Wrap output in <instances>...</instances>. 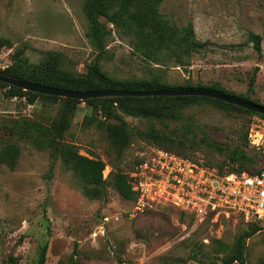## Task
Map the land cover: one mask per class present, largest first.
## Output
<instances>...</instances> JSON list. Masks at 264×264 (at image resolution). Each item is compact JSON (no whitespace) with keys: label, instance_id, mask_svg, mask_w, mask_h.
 <instances>
[{"label":"rangeland","instance_id":"1","mask_svg":"<svg viewBox=\"0 0 264 264\" xmlns=\"http://www.w3.org/2000/svg\"><path fill=\"white\" fill-rule=\"evenodd\" d=\"M85 2L0 0V70L18 58L41 62L55 51L77 75L87 74L97 52L88 35ZM159 11L179 27L193 22L196 38L208 40V47L185 54L184 65L167 55L162 64L153 63L134 49L132 35L101 17L113 30L101 60L103 70L116 78L156 73L171 85L215 83L247 94L259 66L252 97L264 104V0H162ZM250 31L262 35V55L249 41ZM175 96L129 101L151 110L147 116L127 114L117 104L129 137L120 150L118 134L109 131L117 119L102 112L99 100L68 105L61 98L40 97L29 103L0 83V145L15 140L22 148L15 168L0 166V264H37L46 243V264H223L253 221L234 214L195 221L179 207L161 203L139 211L136 200L124 198L110 183L105 197H90L61 157L51 172V150L18 138L10 127L21 118L51 125L67 108L70 124L62 141L83 155L103 159L108 181L118 170L130 176L143 154L158 147L225 168L231 161L211 151L208 141H218L226 151L241 145L252 154L242 138L249 113ZM157 133L165 137L157 141L151 136ZM259 224L261 230L245 240V264H264V222ZM137 239L144 240L145 255L127 250Z\"/></svg>","mask_w":264,"mask_h":264},{"label":"trees","instance_id":"2","mask_svg":"<svg viewBox=\"0 0 264 264\" xmlns=\"http://www.w3.org/2000/svg\"><path fill=\"white\" fill-rule=\"evenodd\" d=\"M162 0H86L85 9L89 20L90 28L88 35L96 49L97 55L95 60L87 66V74L79 76L75 71L67 66L60 53L49 51L45 58L38 63L31 62L28 58H18L8 67L2 69L7 74L26 79L32 82H39L48 86L67 88L71 90H91V89H138L153 90L165 88H201L215 92L226 93L243 100L260 103L259 100L252 97L255 92V83L259 66H256L250 77L247 94H236L219 84H202L196 85L187 83L181 85H171L164 81L160 74L152 73L149 77L142 78H116L111 76L107 71L102 69L101 60L107 52V41L111 37L113 30L101 20L105 17L109 23L114 24L118 30H125L135 38L134 49L139 52L148 61L162 64L165 55L173 58L180 65L185 63V54L193 53L206 49L209 41H200L196 38L193 22H189L184 27H179L164 18L159 11ZM249 41L259 55L263 54L262 35L250 31L248 32ZM20 55V54H19ZM2 85L10 88L11 95L26 96L29 103H33L40 97L61 98L70 105L75 102L85 101L94 103L99 100L100 108L104 114L117 119V123L109 130L117 133L119 138V147L122 150L129 142L128 128L126 121L117 111V104L125 113L141 116L150 115L152 112L146 108H137L129 104L133 99L162 98L168 96H116L106 98H87L85 100L63 98L54 95L24 90L15 85H9L0 82ZM183 98L186 101L207 100L222 108L236 107L251 115L254 110L245 109L239 105L232 104L211 96L188 95L175 96ZM262 104V103H261ZM264 116V114L259 113ZM249 116V118H250ZM68 109L66 108L59 118L51 125L43 124L30 118H21L14 121L11 125L18 138L30 142L38 148L49 149L52 152V163L50 171H53L55 161L58 157L64 162V165L72 170L84 183L86 195L93 198H103L108 191L109 183L115 187L119 193L126 199L136 200L137 193L133 190L130 183V176L120 170L112 173L111 180L108 181L103 177V171L106 162L99 157H90L79 152L78 148L71 143L63 142L64 132L69 127ZM249 124V122H248ZM247 130L243 133L242 138L244 145L247 144ZM155 140L165 137L163 134H151ZM170 139V138H169ZM185 145L183 141H180ZM211 151L224 154L231 161V165L225 168L218 166L220 172L233 170L248 169L253 171L252 167L258 155L237 146L231 151H226L221 143L215 140L206 143ZM168 149V148H166ZM22 148L15 140H8L0 145V166L8 165L15 168L21 157ZM184 156V155H183ZM186 157V156H185ZM140 160L138 161V163ZM261 221H253L250 226L242 232L237 241L234 252L225 258L223 264H233L238 260L240 264H245V240L261 230ZM48 243L41 251L37 264H46L47 262ZM194 257H197L194 255ZM7 264H11L9 261Z\"/></svg>","mask_w":264,"mask_h":264},{"label":"built area","instance_id":"3","mask_svg":"<svg viewBox=\"0 0 264 264\" xmlns=\"http://www.w3.org/2000/svg\"><path fill=\"white\" fill-rule=\"evenodd\" d=\"M247 144L258 155L254 170L223 173L170 149L153 148L130 174L137 193L136 209L161 203L179 207L195 221L234 214L246 221L264 222V116L259 113L249 118ZM127 250L145 255L144 240H131ZM234 263L240 264L238 260Z\"/></svg>","mask_w":264,"mask_h":264},{"label":"water","instance_id":"4","mask_svg":"<svg viewBox=\"0 0 264 264\" xmlns=\"http://www.w3.org/2000/svg\"><path fill=\"white\" fill-rule=\"evenodd\" d=\"M0 82H5L9 85H15L24 90H31L48 95L59 96L63 98L85 100L87 98H106L116 96H155V95H168V96H188V95H203L211 96L232 104L239 105L245 109L254 110L264 114V104L251 102L228 95L226 93L215 92L201 88H165L153 90H138V89H91V90H71L67 88H59L48 86L39 82H32L22 79L0 70Z\"/></svg>","mask_w":264,"mask_h":264}]
</instances>
